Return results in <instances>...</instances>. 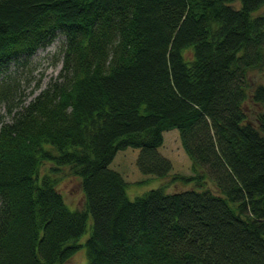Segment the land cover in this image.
<instances>
[{
	"label": "trees",
	"instance_id": "trees-1",
	"mask_svg": "<svg viewBox=\"0 0 264 264\" xmlns=\"http://www.w3.org/2000/svg\"><path fill=\"white\" fill-rule=\"evenodd\" d=\"M57 32L59 71L22 104L7 65ZM262 68L264 0H0V264H264ZM170 128L191 173L129 197L111 159L136 147L166 176Z\"/></svg>",
	"mask_w": 264,
	"mask_h": 264
},
{
	"label": "rangeland",
	"instance_id": "rangeland-1",
	"mask_svg": "<svg viewBox=\"0 0 264 264\" xmlns=\"http://www.w3.org/2000/svg\"><path fill=\"white\" fill-rule=\"evenodd\" d=\"M63 42V36L57 32L55 37L45 46L38 47L29 57L17 62H9L7 65V73L15 80L17 89L15 98L18 95L21 98V103H27L34 97L42 88H44L50 80H53L61 66V53L59 51L60 44ZM264 82V68L256 70L250 74L251 85L256 82ZM248 111L257 106L253 104L249 97L245 100ZM18 108V107H17ZM0 115L4 119H9L6 111V106L0 101ZM159 151L170 158L172 168L170 172L160 178L139 170L135 164V158L138 153V148L126 146L116 151L109 163V167L118 170L127 182V193L129 197L142 192L143 190L166 184V189L176 190L179 188V182L170 180L171 174L181 172L191 173V161L188 155L184 152L179 139L178 130L170 128L163 131L162 142L158 147ZM64 166L60 172H57L58 190L62 193L64 201L72 207H81L83 202V193L78 177L71 175L66 171ZM86 234H84L85 236ZM84 237H79V241H83ZM84 252L80 248L75 250L70 256L66 264H81L84 261Z\"/></svg>",
	"mask_w": 264,
	"mask_h": 264
}]
</instances>
